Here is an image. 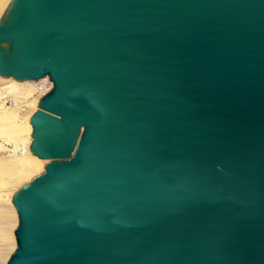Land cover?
<instances>
[{
  "label": "water",
  "instance_id": "1",
  "mask_svg": "<svg viewBox=\"0 0 264 264\" xmlns=\"http://www.w3.org/2000/svg\"><path fill=\"white\" fill-rule=\"evenodd\" d=\"M0 75L52 84L6 264H264V0H3Z\"/></svg>",
  "mask_w": 264,
  "mask_h": 264
},
{
  "label": "bare ground",
  "instance_id": "2",
  "mask_svg": "<svg viewBox=\"0 0 264 264\" xmlns=\"http://www.w3.org/2000/svg\"><path fill=\"white\" fill-rule=\"evenodd\" d=\"M2 1L3 0H0V4ZM45 83L47 84L44 85ZM51 86L52 84L47 77L39 80H17L11 76L6 77L0 75V134H2L0 136V147L3 146L2 140L4 143L9 141L13 142L15 148L20 141H22L21 143L24 145L23 152L21 154L19 153L20 155L17 154L18 156L7 155L8 158L7 156L6 158H3L5 156H0V190L5 192L3 196L6 197L7 217L10 223V229L6 240L9 249L1 259L0 264L7 263V260L16 247L14 229L17 226L18 219L16 210L12 204V197L20 187L44 171V159H40L29 152L32 141L30 118L37 110L38 101ZM7 95H11L13 99L14 97L27 99L26 112L21 113L17 109L10 111L4 107L2 108L4 98L7 97V99L11 100ZM18 100L20 99H17V101ZM6 151L7 150L4 151L5 155ZM1 153L3 152L1 151Z\"/></svg>",
  "mask_w": 264,
  "mask_h": 264
},
{
  "label": "rangeland",
  "instance_id": "3",
  "mask_svg": "<svg viewBox=\"0 0 264 264\" xmlns=\"http://www.w3.org/2000/svg\"><path fill=\"white\" fill-rule=\"evenodd\" d=\"M8 97L11 98V95H7ZM13 96V95H12ZM17 99H20L17 101ZM11 101L10 104H8L7 102ZM6 108L8 110H13V109H17L19 112L21 113H25L27 110V99H22V98H15L13 99V97L11 98V100L4 98L3 104H2V108ZM1 108V107H0ZM2 134H0L1 136ZM3 138V137H2ZM22 141L19 142V144L16 145V148L13 144V142L9 141L4 143V141L2 140V145L0 148V153L1 151L3 153H1L0 156H5L3 158H6L7 155H20L23 152V143H21ZM1 143V142H0ZM10 143V144H8ZM5 144V145H4ZM13 144V145H12ZM21 144V145H20ZM23 145V146H22ZM5 146V147H4ZM14 146V147H13ZM3 147V148H2ZM4 149V150H3ZM14 151H13V150ZM5 150L6 151V155H5ZM12 150V151H11ZM9 153V154H7ZM12 153V154H11ZM20 153V154H19ZM17 155V156H18ZM8 158V156H7ZM37 176V175H36ZM34 178V177H33ZM30 182V181H29ZM28 182V183H29ZM27 184V183H26ZM5 194V192H2L0 190V261L1 259L5 256V254L7 253L8 249H9V245L6 243L7 237H8V233H9V229H10V223L8 221V214H7V207H6V197H4L3 195ZM4 197V198H3Z\"/></svg>",
  "mask_w": 264,
  "mask_h": 264
},
{
  "label": "built area",
  "instance_id": "4",
  "mask_svg": "<svg viewBox=\"0 0 264 264\" xmlns=\"http://www.w3.org/2000/svg\"><path fill=\"white\" fill-rule=\"evenodd\" d=\"M46 84H47V83H45L44 85H46ZM7 103H8V104H10V103H11V101H8Z\"/></svg>",
  "mask_w": 264,
  "mask_h": 264
}]
</instances>
